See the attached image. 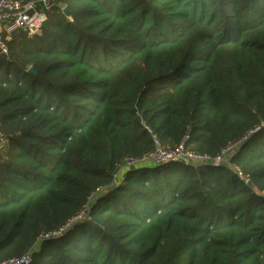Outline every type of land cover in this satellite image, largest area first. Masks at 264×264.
Wrapping results in <instances>:
<instances>
[{
    "label": "trees",
    "instance_id": "1",
    "mask_svg": "<svg viewBox=\"0 0 264 264\" xmlns=\"http://www.w3.org/2000/svg\"><path fill=\"white\" fill-rule=\"evenodd\" d=\"M9 35L0 262L264 264V0H59ZM155 140L237 148L127 165Z\"/></svg>",
    "mask_w": 264,
    "mask_h": 264
},
{
    "label": "built area",
    "instance_id": "2",
    "mask_svg": "<svg viewBox=\"0 0 264 264\" xmlns=\"http://www.w3.org/2000/svg\"><path fill=\"white\" fill-rule=\"evenodd\" d=\"M59 0H37L27 3H21L19 0H0V55H6L8 52L7 41L10 33L14 30H20L27 34H37L41 31L47 20L48 13L57 5ZM5 142V137L0 131V146ZM236 144L226 147L222 150L221 155L212 158L208 155L196 154L189 152L182 145L176 149H163L155 140L154 149L148 155L139 158L138 160H130L127 165H134L136 162H159L165 163L172 160H181L193 163H212L227 162L222 161V154ZM187 157V159H185ZM244 182H248V178H244ZM31 257L29 254H24L20 257L8 258L1 261L0 264H29Z\"/></svg>",
    "mask_w": 264,
    "mask_h": 264
},
{
    "label": "rangeland",
    "instance_id": "3",
    "mask_svg": "<svg viewBox=\"0 0 264 264\" xmlns=\"http://www.w3.org/2000/svg\"><path fill=\"white\" fill-rule=\"evenodd\" d=\"M2 68H3V66H2ZM237 148V144L236 145H234L233 147H231L230 149H228V150H226L223 154H222V156L220 157L221 158V160L222 161H228V159H229V157L234 153V150ZM185 159H187V157L185 158ZM177 161H179V160H172V161H168V162H173V164H175V166H173V168L175 169V171L176 172H178L179 173V170H182L181 168V165L179 166V164H176V163H178ZM155 162V164H157V165H160L159 164V162L158 163H156V161H154ZM219 162H221V161H219ZM219 162H215V163H219ZM143 164H147V165H151V166H155V164L154 163H152V162H144ZM162 164V163H161ZM161 166V165H160ZM125 167V166H124ZM162 169V168H161ZM121 173L122 172H120V173H118V177L120 178V176H121ZM177 173V174H178Z\"/></svg>",
    "mask_w": 264,
    "mask_h": 264
},
{
    "label": "water",
    "instance_id": "4",
    "mask_svg": "<svg viewBox=\"0 0 264 264\" xmlns=\"http://www.w3.org/2000/svg\"><path fill=\"white\" fill-rule=\"evenodd\" d=\"M177 162L184 163L185 161L183 159H181V160H179ZM247 184L250 185L251 187L255 188L250 181H248Z\"/></svg>",
    "mask_w": 264,
    "mask_h": 264
}]
</instances>
